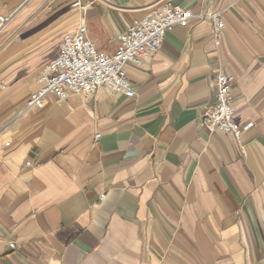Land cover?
Masks as SVG:
<instances>
[{"label": "crops", "instance_id": "1", "mask_svg": "<svg viewBox=\"0 0 264 264\" xmlns=\"http://www.w3.org/2000/svg\"><path fill=\"white\" fill-rule=\"evenodd\" d=\"M165 1L193 18L126 65L132 97L25 107L65 33L84 24L112 54ZM0 15V264H264V0H0ZM220 73L238 138L201 125Z\"/></svg>", "mask_w": 264, "mask_h": 264}, {"label": "built area", "instance_id": "2", "mask_svg": "<svg viewBox=\"0 0 264 264\" xmlns=\"http://www.w3.org/2000/svg\"><path fill=\"white\" fill-rule=\"evenodd\" d=\"M211 34L215 41L221 40L226 21L219 12L207 14ZM0 15V33L9 20ZM193 14L179 4L165 1L155 7L148 16L128 26L119 36V46L112 53L99 51L86 35L84 24L65 33L56 57L43 68L38 79L39 86L26 99L25 107L32 108L45 96L51 95L65 100L70 92L94 93L99 87L106 88L112 96L134 95L128 79L126 65L140 66L143 61L158 52L169 30L185 26ZM234 77L220 73L215 79V99L201 116V125L208 129H220L240 137L242 127L234 121L233 92ZM99 133L95 134V138ZM30 161H26L28 166ZM103 198V195L101 196ZM11 248L14 247L10 243Z\"/></svg>", "mask_w": 264, "mask_h": 264}]
</instances>
